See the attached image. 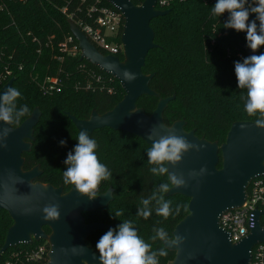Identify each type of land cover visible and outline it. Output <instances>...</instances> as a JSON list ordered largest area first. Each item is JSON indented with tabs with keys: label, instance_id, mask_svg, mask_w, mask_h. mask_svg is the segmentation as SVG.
<instances>
[{
	"label": "trees",
	"instance_id": "1",
	"mask_svg": "<svg viewBox=\"0 0 264 264\" xmlns=\"http://www.w3.org/2000/svg\"><path fill=\"white\" fill-rule=\"evenodd\" d=\"M132 1L140 5L138 0ZM216 3L217 0H174L166 9L171 11L168 16L152 21L158 48L149 53L143 72L154 75L150 88L160 97L144 96L137 105L150 116L160 98L175 95L176 99L164 112L167 126L185 121L186 131H195L199 138L222 145L234 123L255 122L257 116L245 112L242 97H246V89L239 88L234 68V62L247 57L246 33L225 29L229 14L214 16L212 7ZM81 7V0H0V79L3 80L0 90L15 78L14 87L21 92L17 105L27 104L30 110L19 124L12 126L19 127L36 108L42 114L32 149L23 156L24 169L30 171L39 166L41 175L36 182L63 187L65 192L73 185L63 183V171L67 169L64 161L78 143L79 133L66 113L88 120L93 111L99 114L111 111L125 96L115 78L82 60V56L72 58L60 50L59 44L67 36H73L69 17L76 20ZM255 19V15H250L249 22ZM261 53L264 47L257 50L258 55ZM46 78L59 79L60 92L44 95L40 84ZM92 138L97 143L100 162L112 173L110 180L100 184L97 196L110 188L114 193L107 208L83 215L86 223L119 226L124 220H131L153 250L165 247L162 241L150 239L153 229L162 227L173 239L176 226L189 214L190 200L180 195L166 197L167 193H163L171 201L173 215L167 219L158 216L153 201L152 215L147 220L137 216V209L143 207L141 195L148 198L163 182L169 183L171 189L170 180L151 173L155 165L148 163L150 146L140 138L111 129L96 131ZM61 140L67 142L66 146L60 145ZM177 205H181L178 215ZM118 210L123 215L113 218L111 214ZM12 225L9 214L0 211V251ZM45 232L51 234L49 228ZM105 233H92L87 244L98 251L96 244ZM43 244L48 243L33 242L30 246L11 248L0 256V264H47L28 261L26 255ZM166 250L168 255L158 257L159 264H169L175 259V253Z\"/></svg>",
	"mask_w": 264,
	"mask_h": 264
},
{
	"label": "water",
	"instance_id": "2",
	"mask_svg": "<svg viewBox=\"0 0 264 264\" xmlns=\"http://www.w3.org/2000/svg\"><path fill=\"white\" fill-rule=\"evenodd\" d=\"M108 1L125 18L121 38L124 61L119 57L103 55L74 22L71 21L70 26L73 37L79 43L81 59L119 81L125 96L111 111L105 114L93 111L88 120H79L70 113L66 115L78 132L88 131L89 138L96 131L111 129L133 135L151 146L152 141L147 138L151 128L163 124L166 129L174 130L189 142L201 145L199 152L185 154L179 165H169L171 173L178 176L183 174L186 180L190 171L198 172L202 167L207 168V173L198 180L189 181L188 187L176 188L172 185L166 194V197L180 195L190 200L189 214L173 232V239L182 235L185 243L180 249L170 245L167 247L175 253V259L169 264H250L254 247L264 244V228L260 223L263 213L256 212L254 229L238 244H233L221 228L220 217L228 210L241 207L246 201L251 182L264 176V130L258 129L255 122H236L225 143L219 145L199 138L195 131H186L185 121L167 126L164 112L176 99L175 95L160 98L156 110L150 116L138 108V101L142 97H160L150 88L154 75L144 74L143 69L149 53L158 48L151 23L154 19L168 16L171 11H158V0H145L141 6L132 0ZM244 50L247 57L258 55L248 47H244ZM125 69L135 73L137 79L126 81L122 76ZM15 80L12 78L0 90V95L9 87H14ZM134 110L137 112L133 114ZM41 115L40 109L36 108L17 128L0 122V129L12 128L6 141L7 149L0 148V211L7 212L13 221L0 256L11 248L46 241L51 246L47 264H100L99 252L89 246L87 240L92 233L107 232L118 225L87 224L83 215L107 208L113 201L114 191L110 188L105 194L90 200L81 196L74 185L69 192H65L63 187L55 188L36 182L41 175L39 166L25 171L23 156L32 149L35 128ZM48 204L59 205V221L42 218V209ZM44 228H49L51 234L48 235ZM73 247H83L87 251L74 254Z\"/></svg>",
	"mask_w": 264,
	"mask_h": 264
},
{
	"label": "clouds",
	"instance_id": "3",
	"mask_svg": "<svg viewBox=\"0 0 264 264\" xmlns=\"http://www.w3.org/2000/svg\"><path fill=\"white\" fill-rule=\"evenodd\" d=\"M225 13L229 14L227 22L224 23L225 29L245 32L247 47L254 53L264 47V0H251V2L250 0H217L212 7V14L221 17ZM250 15H255L256 19L249 22ZM234 68L239 88L246 89V97H242L245 99V112L249 116H257L255 126L264 130V53L245 57L242 62L236 61ZM122 76L128 82L137 79L136 74L127 69L123 70ZM20 98L21 92L15 87H9L0 95V122L5 125L19 124L22 117L30 114L27 104L18 107L17 102ZM135 112L137 111L134 110L133 114ZM11 130L12 128L7 127L0 129V148L7 149L6 141ZM147 138L152 141L147 156L148 163L155 165L150 169L155 176H167L176 188H186L189 186V181L198 180L207 173V168L202 167L198 172L190 171L186 180L183 174L178 176L169 170V165H179L185 154L191 151L199 152L201 145L189 142L174 130L166 129L163 124L153 126ZM76 140L78 143L64 161L67 169L63 171V183L74 185L81 196L95 200L100 184L110 180L112 173L100 162L96 152L97 143L95 139L89 138L88 131L80 130ZM66 143L64 140L60 141L62 147L66 146ZM169 191V183L163 182L158 191L154 190L148 198L141 195L140 203L143 207L137 209V216L147 220L152 215L150 206L153 201L157 205L155 212L158 216L167 219L173 215L171 201L162 195ZM184 207L186 210V206ZM180 211L181 205H177L175 214L178 215ZM42 212L44 220L61 219L58 204H48L43 207ZM111 215L117 219L123 215V211L118 210ZM153 232L154 235L150 239L164 242L165 247L153 250L152 244L141 238L131 220H124L118 228L109 229L96 244L100 264H159L158 257L168 255L166 248L169 245L180 249L185 243V237L182 235L170 239L162 227L154 228ZM72 251L74 254H83L87 250L83 247H73Z\"/></svg>",
	"mask_w": 264,
	"mask_h": 264
},
{
	"label": "built area",
	"instance_id": "4",
	"mask_svg": "<svg viewBox=\"0 0 264 264\" xmlns=\"http://www.w3.org/2000/svg\"><path fill=\"white\" fill-rule=\"evenodd\" d=\"M11 1V0H10ZM15 1V0H12ZM27 1V0H20ZM145 0H138L141 6ZM174 0H158L156 9L166 11ZM81 13L74 20L79 29L86 35L89 41L105 56H115L124 59V46L121 38L125 27L123 14L108 0H81ZM73 36H67L59 44L60 50L69 57L82 56L79 44ZM101 77L98 78V81ZM3 80L0 79V83ZM44 95H53L61 90V81L57 78H46L40 84ZM88 88L91 85L88 84ZM111 92V90H109ZM262 212L260 223L264 228V176L254 179L248 190L245 203L236 209L228 210L220 217L221 228L229 235L233 244L240 243L246 238L256 225V212ZM51 246L49 243L30 249L26 255L28 261L49 262ZM9 264V263H7ZM250 264H264V244H258L252 251Z\"/></svg>",
	"mask_w": 264,
	"mask_h": 264
},
{
	"label": "flooded vegetation",
	"instance_id": "5",
	"mask_svg": "<svg viewBox=\"0 0 264 264\" xmlns=\"http://www.w3.org/2000/svg\"><path fill=\"white\" fill-rule=\"evenodd\" d=\"M120 60H121V61H124V59H121V58H120ZM44 230H45V228H44Z\"/></svg>",
	"mask_w": 264,
	"mask_h": 264
}]
</instances>
